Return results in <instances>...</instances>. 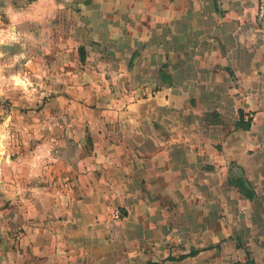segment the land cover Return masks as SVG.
Instances as JSON below:
<instances>
[{
  "label": "crops",
  "instance_id": "obj_1",
  "mask_svg": "<svg viewBox=\"0 0 264 264\" xmlns=\"http://www.w3.org/2000/svg\"><path fill=\"white\" fill-rule=\"evenodd\" d=\"M49 18L85 61L0 145V264H264V203L227 199L264 196L256 0H0V44Z\"/></svg>",
  "mask_w": 264,
  "mask_h": 264
},
{
  "label": "rangeland",
  "instance_id": "obj_2",
  "mask_svg": "<svg viewBox=\"0 0 264 264\" xmlns=\"http://www.w3.org/2000/svg\"><path fill=\"white\" fill-rule=\"evenodd\" d=\"M63 21L65 23H63L62 31L65 33L68 20ZM57 23L58 20L49 18L45 36L39 33L32 35L30 44L26 45L25 49L22 48V45L18 47L13 43L3 42L0 44V145L3 140L9 142L10 145V148H6L7 151L1 152L2 155H5L6 152L10 154L15 152L16 154V149H23L20 144L19 148H16L12 146V143L30 139L27 132L28 126L42 117L38 108L44 103L50 102L49 97L55 93L56 89H59L58 83H63L60 78H63L65 74L82 71L83 67L80 63L85 61L86 50L79 47L80 45L76 50L70 48V44L64 40L66 35L61 38L62 40L57 37L54 33ZM38 24L39 22L36 21L37 26H39ZM55 37L58 39L56 42ZM62 41L64 44L58 45ZM58 46L62 48H58ZM80 59H84V61ZM76 61L79 62L75 63ZM51 104L54 103L51 102ZM7 109H13L9 117L6 114ZM247 116L251 118L250 115ZM48 117L54 118L55 116ZM235 178L240 181L238 185L241 189L242 185L246 188L251 186L250 181L240 171L235 174L229 172V183L233 184ZM235 182L237 185V180ZM240 188H238L239 196L237 197L227 194L229 203L236 202L240 205L246 203L251 206L255 204L260 206L264 203L263 195L258 197L254 195L252 198H248L244 195L245 191Z\"/></svg>",
  "mask_w": 264,
  "mask_h": 264
},
{
  "label": "built area",
  "instance_id": "obj_3",
  "mask_svg": "<svg viewBox=\"0 0 264 264\" xmlns=\"http://www.w3.org/2000/svg\"><path fill=\"white\" fill-rule=\"evenodd\" d=\"M256 15L259 19H264V0H256ZM248 118V116H245ZM118 212L114 213V216L117 217Z\"/></svg>",
  "mask_w": 264,
  "mask_h": 264
},
{
  "label": "trees",
  "instance_id": "obj_4",
  "mask_svg": "<svg viewBox=\"0 0 264 264\" xmlns=\"http://www.w3.org/2000/svg\"><path fill=\"white\" fill-rule=\"evenodd\" d=\"M249 123H250V119H247L246 121H245V126L246 127H248L249 126ZM240 182V181H239ZM242 188L244 187L243 185L241 186ZM245 195L247 196V197H249V198H251L252 196H253V192L252 191H250L249 189L248 190H245ZM194 252H196V250L195 249H192L191 251H190V254H193Z\"/></svg>",
  "mask_w": 264,
  "mask_h": 264
}]
</instances>
